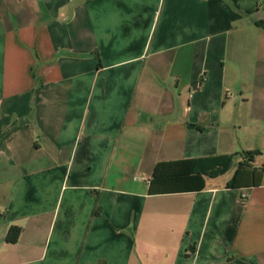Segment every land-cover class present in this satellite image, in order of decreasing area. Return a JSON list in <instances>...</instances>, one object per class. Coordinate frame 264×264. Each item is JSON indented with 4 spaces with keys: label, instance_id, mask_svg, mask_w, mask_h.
<instances>
[{
    "label": "crops",
    "instance_id": "0c3cea01",
    "mask_svg": "<svg viewBox=\"0 0 264 264\" xmlns=\"http://www.w3.org/2000/svg\"><path fill=\"white\" fill-rule=\"evenodd\" d=\"M260 22L264 0H0V264H264ZM250 150L259 184L228 187ZM217 154L230 177L150 192Z\"/></svg>",
    "mask_w": 264,
    "mask_h": 264
},
{
    "label": "trees",
    "instance_id": "16d2710c",
    "mask_svg": "<svg viewBox=\"0 0 264 264\" xmlns=\"http://www.w3.org/2000/svg\"><path fill=\"white\" fill-rule=\"evenodd\" d=\"M264 26V22H260ZM259 151L250 150L240 153L242 160L236 166L228 187H251L258 185L263 167L253 168ZM237 154H217L212 156L187 158L159 162L150 179L151 193L198 191L206 188L207 178H218L227 174L233 167ZM1 213V212H0ZM22 227L13 225L7 234L9 243L18 242Z\"/></svg>",
    "mask_w": 264,
    "mask_h": 264
},
{
    "label": "rangeland",
    "instance_id": "374dc122",
    "mask_svg": "<svg viewBox=\"0 0 264 264\" xmlns=\"http://www.w3.org/2000/svg\"><path fill=\"white\" fill-rule=\"evenodd\" d=\"M232 173H233V169L230 170V171L227 173V176H226V177H230ZM226 177H225V178H226ZM223 179H224V178H223Z\"/></svg>",
    "mask_w": 264,
    "mask_h": 264
},
{
    "label": "built area",
    "instance_id": "2783aa9c",
    "mask_svg": "<svg viewBox=\"0 0 264 264\" xmlns=\"http://www.w3.org/2000/svg\"><path fill=\"white\" fill-rule=\"evenodd\" d=\"M242 198H243V199H246V198H247V194H246V193H243V194H242Z\"/></svg>",
    "mask_w": 264,
    "mask_h": 264
}]
</instances>
